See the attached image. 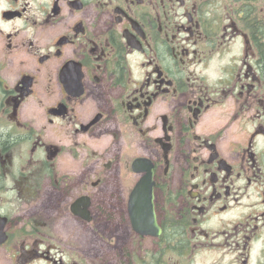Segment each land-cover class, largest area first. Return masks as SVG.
<instances>
[{
	"label": "flooded vegetation",
	"instance_id": "flooded-vegetation-1",
	"mask_svg": "<svg viewBox=\"0 0 264 264\" xmlns=\"http://www.w3.org/2000/svg\"><path fill=\"white\" fill-rule=\"evenodd\" d=\"M256 21L264 0H0V264H264Z\"/></svg>",
	"mask_w": 264,
	"mask_h": 264
},
{
	"label": "trees",
	"instance_id": "trees-1",
	"mask_svg": "<svg viewBox=\"0 0 264 264\" xmlns=\"http://www.w3.org/2000/svg\"><path fill=\"white\" fill-rule=\"evenodd\" d=\"M251 11L253 12L252 17H263L259 6H253ZM251 31L258 47L264 49V21L253 22L251 25Z\"/></svg>",
	"mask_w": 264,
	"mask_h": 264
}]
</instances>
